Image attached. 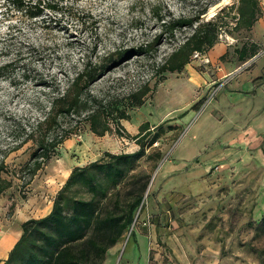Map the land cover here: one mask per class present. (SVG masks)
I'll return each mask as SVG.
<instances>
[{"label":"rangeland","instance_id":"rangeland-1","mask_svg":"<svg viewBox=\"0 0 264 264\" xmlns=\"http://www.w3.org/2000/svg\"><path fill=\"white\" fill-rule=\"evenodd\" d=\"M23 1L25 7L16 9L11 0H0V66L17 61L0 80V159L5 156L9 175L4 176L12 181L0 196V237L44 215L73 167L104 153L138 149L132 139L113 131L98 137L84 126L34 176L20 172L33 147L29 141L10 150L14 137H23L10 121L28 125L37 117L35 101L47 91L38 85L50 79L63 88L80 59L107 58L156 41L149 54L131 53L106 68L91 92L123 100L145 83L152 89L160 77L157 67L193 28L170 35L151 10L169 21L206 9L200 19L222 25L217 43L179 73L162 74L143 105L130 108L129 120L121 121L130 136L147 122L157 138L151 146L144 142L145 154L133 172L144 175L139 183L132 175L115 186L123 200L148 180L134 234L124 233L102 264H264V228L257 226L264 214V123L253 121L260 118V105L252 103V92L231 94L243 80L264 76V35L257 25L253 32L233 29L236 1L40 0L55 9L36 17L28 7L37 0ZM253 43L261 54L242 62L237 52ZM22 65L30 70L27 81L20 77Z\"/></svg>","mask_w":264,"mask_h":264},{"label":"trees","instance_id":"trees-1","mask_svg":"<svg viewBox=\"0 0 264 264\" xmlns=\"http://www.w3.org/2000/svg\"><path fill=\"white\" fill-rule=\"evenodd\" d=\"M235 1L232 5L235 9L233 29L249 32L263 15L260 5L263 0ZM11 3L16 9L25 7L23 0H11ZM28 9L30 17H36L43 9L53 11L55 7L37 0L30 1ZM151 13L153 18L162 22V30L170 35L176 30L193 28L192 34L157 67L155 74L160 77L154 83L155 87L161 81L162 74L179 73L190 62L193 52H208L217 43L222 25L213 21L203 22L200 16L206 13V9L194 17H179L169 21H165L157 9H152ZM155 42L135 49L116 51L107 58L105 54L96 60L87 57L80 59L78 65H74L72 75L64 80L63 88L58 84L55 87V82L50 79L38 85L47 91L42 93V98L36 99L38 115L25 122L30 124H23V120L19 119L10 121L14 131L21 129L23 134V137H14L10 150H17L29 141L32 144L29 160L20 169V172L24 171L30 177L57 155L58 147L66 139L84 126L98 137L113 131L120 137L132 139L138 149L132 153H104L98 161L73 167L54 196L49 213L20 224V236L1 264H102L107 250L124 233L128 231L129 236L134 234L135 212L143 204L148 180L145 179L136 191L134 188L129 189L123 200L114 189L120 181L132 175L138 179L135 184L139 183V177L143 174L133 172L145 154L144 142L147 141V145L151 146L157 135L145 122L139 126L136 135L130 136L121 121L129 120L127 111L143 105L154 87L150 89L145 83L123 100L117 96L106 98V95L93 94L91 87L106 73V68L115 67L131 53L135 57L149 54L154 50ZM257 50L255 43L249 47L242 45L237 52L238 58L244 62L258 54L260 51ZM16 65L17 61H9L0 66V80L8 78L9 70ZM26 72L30 70L22 65L20 77L25 81L28 80ZM8 173L4 156L0 159V196L11 187V179L5 177ZM257 226L264 228V214Z\"/></svg>","mask_w":264,"mask_h":264},{"label":"crops","instance_id":"crops-1","mask_svg":"<svg viewBox=\"0 0 264 264\" xmlns=\"http://www.w3.org/2000/svg\"><path fill=\"white\" fill-rule=\"evenodd\" d=\"M262 12H263L262 17L255 23V25L253 26L250 32H253V29L257 25L259 28V34L264 35V7H263ZM254 35L256 36V38L259 37L258 34L254 33ZM238 86L240 87H236V90L232 92L231 94L234 97H238L242 95L248 96V94L246 93L252 92L251 95H249L250 97L253 98L252 103L260 105L259 107L260 118L256 120L253 119V121L258 122V123H264V76L253 79L251 82H247V83H245L243 80ZM50 209H51V206H49L47 212L44 215L38 218H41L47 215ZM19 236H20V230L16 231V233H8L0 237V257H2L3 260L6 258L8 252L10 251L14 243L17 241Z\"/></svg>","mask_w":264,"mask_h":264},{"label":"built area","instance_id":"built-area-1","mask_svg":"<svg viewBox=\"0 0 264 264\" xmlns=\"http://www.w3.org/2000/svg\"><path fill=\"white\" fill-rule=\"evenodd\" d=\"M261 52H259L257 55H260ZM201 56L200 53L198 52H193L192 55H191V59H195V58H199Z\"/></svg>","mask_w":264,"mask_h":264}]
</instances>
